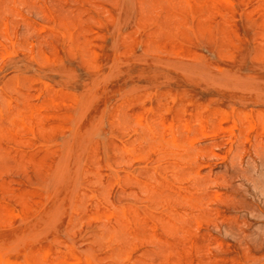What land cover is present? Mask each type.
<instances>
[{"label":"rangeland","instance_id":"374dc122","mask_svg":"<svg viewBox=\"0 0 264 264\" xmlns=\"http://www.w3.org/2000/svg\"><path fill=\"white\" fill-rule=\"evenodd\" d=\"M221 1L0 0V264H264V0Z\"/></svg>","mask_w":264,"mask_h":264},{"label":"bare ground","instance_id":"6f19581e","mask_svg":"<svg viewBox=\"0 0 264 264\" xmlns=\"http://www.w3.org/2000/svg\"><path fill=\"white\" fill-rule=\"evenodd\" d=\"M220 2H223V1H221V0H219ZM218 0H216V2H219ZM241 1V0H240ZM255 1V0H254ZM195 2H196V0H195ZM199 2V1H198ZM203 2V1H202ZM201 2V3H202ZM207 2H208V0H207ZM206 3V2H205ZM213 3V2H212ZM215 3V2H214ZM223 3H225L226 4V2H223ZM223 3H221L222 4V6H223ZM179 4H180V1H179ZM219 4V3H218ZM221 4H219V5H221ZM169 5V4H168ZM201 5V4H200ZM205 5H207V3L205 4ZM215 6H216V4H214ZM228 5V4H227ZM227 5H226V7H227ZM230 5V4H229ZM193 6V5H192ZM191 6V7H192ZM196 7H197V5H195ZM211 6H213V5H211ZM225 6V5H224ZM246 6V5H245ZM189 7H190V5H189ZM229 7V6H228ZM193 9H194V11H196V9L197 8H194V7H192ZM208 8V7H207ZM231 8V7H230ZM190 9V8H189ZM229 9V8H228ZM262 9H264V7H262ZM181 11V10H180ZM191 11H193V10H191ZM255 11V10H254ZM197 12V11H196ZM194 13V12H193ZM258 13V12H257ZM256 13V14H257ZM260 13H261V11H260ZM183 14H185V13H183ZM255 14V15H256ZM188 15V14H187ZM190 15V14H189ZM192 15V14H191ZM223 15V14H222ZM239 15V14H238ZM263 15V14H262ZM198 17V16H197ZM180 18V17H179ZM182 19V18H181ZM204 19V18H203ZM206 20V19H205ZM182 21V20H181ZM183 21H184V19H183ZM185 21H186V18H185ZM180 22V21H179ZM6 24V23H5ZM183 25H184V23H183ZM187 26V25H186ZM4 28V27H3ZM5 29V28H4ZM107 30H108V28H107ZM43 31V30H42ZM96 31V30H95ZM98 31V30H97ZM134 37H135V35H134ZM246 39V38H245ZM92 40V39H91ZM168 41V40H167ZM171 41V40H170ZM32 42H33V40H32ZM176 43V42H175ZM174 43V44H175ZM96 44H97V42H96ZM165 44V43H164ZM31 47V46H30ZM157 48H158V46H157ZM30 51V50H29ZM119 51V50H118ZM118 53V52H117ZM114 54H115V52H114ZM176 55H177V53H176ZM117 57V56H116ZM94 58V57H93ZM96 58V57H95ZM120 59V58H119ZM39 61V60H38ZM120 61V60H119ZM43 62V61H42ZM43 83H44V81H43ZM45 83H46V81H45ZM47 84H49L48 82H47ZM44 87V86H43ZM45 88H46V84H45ZM176 100V99H175ZM175 100H173V101H175ZM123 103V102H122ZM193 103V102H192ZM61 104V103H60ZM120 104V103H119ZM53 105V104H52ZM122 105V104H121ZM54 106V105H53ZM120 108V107H119ZM192 108V107H191ZM117 109V108H116ZM146 109V108H145ZM171 109H172V107H171ZM177 110H178V108H176ZM217 109V108H216ZM216 109H215V111H216ZM45 110V109H44ZM148 111V110H147ZM152 111V110H151ZM33 112V110L31 111V113ZM41 112V111H40ZM84 112V111H83ZM197 112H198V110H197ZM218 112H219V110H218ZM239 112V111H238ZM196 113V112H195ZM230 113H231V111H230ZM1 114V113H0ZM34 114V113H33ZM153 114V113H152ZM197 114V113H196ZM202 114V113H201ZM236 116L238 115L237 114V111H236V113H234ZM24 115H25V113H24ZM156 115V114H155ZM192 115V114H191ZM190 115V116H191ZM208 115V114H207ZM26 116V115H25ZM173 116V115H172ZM240 116V115H239ZM142 117H143V115H142ZM147 117V116H146ZM192 117V116H191ZM202 117V116H201ZM215 117H217V115L215 116ZM231 117V116H230ZM13 118V117H12ZM25 118V117H24ZM33 118V117H32ZM39 118H41V117H39ZM44 118V117H43ZM104 118V117H103ZM138 118H140V117H138ZM22 120H23V118H21ZM147 119V118H146ZM163 119H164V117H163ZM172 119V118H171ZM231 119H232V117H231ZM231 119H230V121H231ZM40 120V119H39ZM139 120V119H138ZM141 121H142V119H140ZM151 120V119H150ZM191 120H193V119H191ZM232 120H234V119H232ZM253 119L251 118V121H252ZM141 121H139V123H141ZM144 121H145V118H144ZM221 121V120H220ZM31 122V121H30ZM172 122H174V120L172 121ZM171 122V123H172ZM188 122H189V120H188ZM203 122V121H202ZM252 122H254V121H252ZM190 123V122H189ZM201 123V122H200ZM135 124V123H134ZM173 124V123H172ZM176 124H178V123H176ZM207 124V123H206ZM26 125V124H25ZM179 125V124H178ZM136 126H137V124H136ZM250 126V125H249ZM167 127V126H166ZM176 128H177V126H175ZM208 127V126H207ZM30 128H31V126H30ZM33 128V127H32ZM32 128H31V130H32ZM153 128V127H152ZM154 128H155V126H154ZM173 128V127H172ZM149 129V128H148ZM170 129H171V125H170ZM176 130V129H175ZM142 131V130H141ZM153 131V130H152ZM179 131V130H178ZM18 132V131H17ZM40 132V131H39ZM172 132H174L173 130H171V133ZM176 132H177V130H176ZM189 132V131H188ZM40 134V133H39ZM42 134V133H41ZM152 134H154V133H152ZM34 135V134H33ZM158 135V134H157ZM156 135V136H157ZM163 135V134H162ZM35 136V135H34ZM159 136V135H158ZM33 137V136H32ZM164 137V136H163ZM170 137H171V135H170ZM176 137V136H175ZM174 137V138H175ZM177 137H178V134H177ZM176 137V138H177ZM180 138V137H179ZM38 139V138H37ZM175 141V140H174ZM152 142V141H151ZM172 142V141H171ZM141 143V142H140ZM153 143V142H152ZM162 143V142H161ZM173 143V142H172ZM183 143V142H182ZM135 144V143H134ZM184 144V143H183ZM140 145V144H139ZM141 145H143V144H141ZM192 145V144H191ZM136 146V145H135ZM160 146H161V144H160ZM167 146H168V144H167ZM169 146H171V145H169ZM168 146V149H170V147ZM184 146H186V144H184ZM140 147V146H139ZM144 147V146H143ZM129 148H132V146H129ZM167 148V147H166ZM187 148V147H186ZM143 149V148H142ZM149 149V148H148ZM134 150H135V148H134ZM138 151V150H137ZM136 151V153H139V152H137ZM146 151V150H145ZM174 151V150H173ZM176 151H178L179 152V150H176ZM184 151V150H183ZM186 151V150H185ZM127 152H128V149H127ZM126 152V153H127ZM129 152H131L130 154H132L133 152L132 151H129ZM141 152V151H140ZM153 152H154V150H153ZM189 152V151H188ZM187 152V153H188ZM116 153V152H115ZM135 153V154H136ZM203 155H204V153H203ZM136 156V155H135ZM128 157V156H127ZM141 157V156H140ZM177 158V157H176ZM150 160V159H149ZM175 159H173V161H174ZM175 161H177V160H175ZM31 169V168H30ZM186 194V193H185ZM107 209V208H106ZM122 209V208H121ZM124 210V209H123ZM125 211V210H124ZM172 212V211H171ZM174 212V211H173ZM125 213V212H124ZM115 214V213H114ZM128 214H129V212H128ZM112 215V214H111ZM124 215H126V214H124ZM18 216V215H17ZM110 216V215H109ZM113 216V215H112ZM129 216V215H128ZM138 216V215H137ZM111 217V216H110ZM124 218H126V216H124ZM131 218H132V216H131ZM128 219V218H127ZM130 219V218H129ZM128 219V220H129ZM144 219V218H143ZM157 219V218H156ZM12 220V219H11ZM110 220V219H109ZM123 220V219H122ZM130 221V220H129ZM136 221V220H135ZM139 221V220H138ZM174 221V220H173ZM143 222V221H142ZM144 222H145V219H144ZM125 224V223H124ZM131 224V223H130ZM181 225V224H180ZM132 226V225H131ZM135 226H137L136 224H135ZM149 226V225H148ZM156 226V225H155ZM133 228V227H132ZM154 230V229H153ZM131 232V231H130ZM12 246V245H11ZM39 250V249H38ZM118 251V250H117ZM182 251V250H181ZM121 252V251H120ZM183 254V253H182ZM66 256V255H65ZM51 257V256H50ZM67 257V256H66ZM130 257V256H129ZM128 257V258H129ZM48 258V257H47ZM46 258V259H47ZM7 259V258H6ZM53 259V258H52ZM2 262V261H1ZM4 263V262H3ZM99 263H101V262H99ZM73 264V263H72Z\"/></svg>","mask_w":264,"mask_h":264}]
</instances>
